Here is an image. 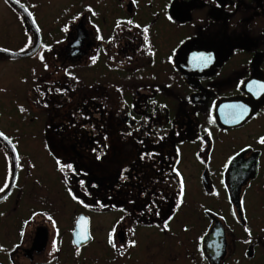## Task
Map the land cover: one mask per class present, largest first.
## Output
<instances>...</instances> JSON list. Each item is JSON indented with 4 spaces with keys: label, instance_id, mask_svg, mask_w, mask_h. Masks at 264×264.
Masks as SVG:
<instances>
[{
    "label": "flooded vegetation",
    "instance_id": "1",
    "mask_svg": "<svg viewBox=\"0 0 264 264\" xmlns=\"http://www.w3.org/2000/svg\"><path fill=\"white\" fill-rule=\"evenodd\" d=\"M262 140L264 0H0V264H264Z\"/></svg>",
    "mask_w": 264,
    "mask_h": 264
},
{
    "label": "snow or ice",
    "instance_id": "2",
    "mask_svg": "<svg viewBox=\"0 0 264 264\" xmlns=\"http://www.w3.org/2000/svg\"><path fill=\"white\" fill-rule=\"evenodd\" d=\"M147 31V30H145ZM262 142H264V140H262ZM5 187H7V185H5ZM4 191V188H0V192H3Z\"/></svg>",
    "mask_w": 264,
    "mask_h": 264
},
{
    "label": "water",
    "instance_id": "3",
    "mask_svg": "<svg viewBox=\"0 0 264 264\" xmlns=\"http://www.w3.org/2000/svg\"><path fill=\"white\" fill-rule=\"evenodd\" d=\"M12 152H13V150H12ZM77 225H78V223H77ZM77 227V226H76ZM76 230H74V232H73V237H75V234H76ZM76 238H77V236H76Z\"/></svg>",
    "mask_w": 264,
    "mask_h": 264
},
{
    "label": "rangeland",
    "instance_id": "4",
    "mask_svg": "<svg viewBox=\"0 0 264 264\" xmlns=\"http://www.w3.org/2000/svg\"><path fill=\"white\" fill-rule=\"evenodd\" d=\"M8 28H10V27H8Z\"/></svg>",
    "mask_w": 264,
    "mask_h": 264
}]
</instances>
